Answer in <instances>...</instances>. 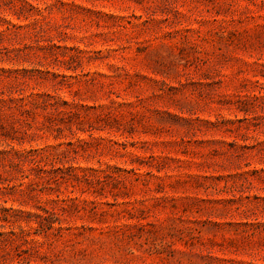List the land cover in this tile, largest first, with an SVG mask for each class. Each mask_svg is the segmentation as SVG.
<instances>
[{
	"label": "rangeland",
	"instance_id": "1",
	"mask_svg": "<svg viewBox=\"0 0 264 264\" xmlns=\"http://www.w3.org/2000/svg\"><path fill=\"white\" fill-rule=\"evenodd\" d=\"M0 264H264V0H0Z\"/></svg>",
	"mask_w": 264,
	"mask_h": 264
}]
</instances>
